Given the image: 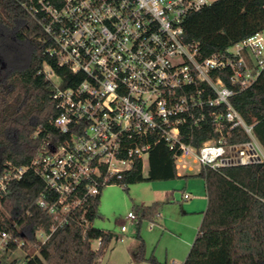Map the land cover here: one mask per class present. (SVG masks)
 I'll return each instance as SVG.
<instances>
[{
    "label": "built area",
    "instance_id": "2783aa9c",
    "mask_svg": "<svg viewBox=\"0 0 264 264\" xmlns=\"http://www.w3.org/2000/svg\"><path fill=\"white\" fill-rule=\"evenodd\" d=\"M205 5L206 0H33L26 6L44 32L45 53L70 73L71 83L43 63L57 111L49 119L55 132L41 126L34 133L39 146L28 165L7 163L0 174V210L12 182L35 173L44 183L37 203L56 221L51 232L36 231L45 242L89 197L122 180L137 160L148 159L153 145L164 143L176 166L190 171L194 165L264 162L253 125L231 101L264 70L263 32L203 57L184 35L187 17ZM203 125L218 136L196 146L192 131ZM238 127L249 140L227 142ZM127 218L135 222L138 215L129 212ZM9 237L0 233V244Z\"/></svg>",
    "mask_w": 264,
    "mask_h": 264
},
{
    "label": "trees",
    "instance_id": "16d2710c",
    "mask_svg": "<svg viewBox=\"0 0 264 264\" xmlns=\"http://www.w3.org/2000/svg\"><path fill=\"white\" fill-rule=\"evenodd\" d=\"M33 0H0V174L11 163L16 167L28 165L39 146L34 133L43 126L55 132L49 119L57 114L52 101V88L41 69L51 64L70 84V73L58 66L56 59L45 53L44 32L26 6ZM264 31V0H214L191 13L185 21L186 42H196L200 53L209 56L257 32ZM22 42L27 47L28 61L24 68L3 72V42ZM68 78V79H67ZM232 105L248 125L264 150V70L247 90L232 97ZM196 146L217 137L209 125L192 131ZM249 140L242 127L231 130L229 143ZM148 174L143 161L137 160L132 171L119 182L173 180L178 177L174 153L164 143L153 145L148 157ZM205 180L207 207L188 256L182 264H264V162L226 166L213 169L201 167L196 174ZM44 183L32 171L12 182L2 197L0 233L10 234L4 244L0 264H99L109 247L111 230L94 226L101 218V194L89 197L84 206L68 215V222L56 228L42 242L36 231L51 232L56 223L38 205ZM138 225L143 220L154 221L160 215L163 202L135 205ZM133 258L148 264L160 262L152 253L145 254L141 237ZM99 241L97 248L93 243ZM21 242L23 244L20 246ZM35 252L31 253V247ZM19 248L26 252L21 258L6 260Z\"/></svg>",
    "mask_w": 264,
    "mask_h": 264
},
{
    "label": "rangeland",
    "instance_id": "374dc122",
    "mask_svg": "<svg viewBox=\"0 0 264 264\" xmlns=\"http://www.w3.org/2000/svg\"><path fill=\"white\" fill-rule=\"evenodd\" d=\"M214 0H206V4H211ZM264 36V31H263ZM3 72H11L17 69H22L26 66L28 61L27 47L22 42H3ZM197 168V166H195ZM149 164L148 159L144 160L143 172L145 175L148 174ZM187 170L181 169L180 172L185 174ZM192 177H178L172 180H160V181H143L134 184H128L127 190L119 182H114L107 185L101 193L100 212L102 213L101 218H96L94 226L100 229H108L113 232V242L109 248V252L105 257L102 264H124L127 262V255L130 254V250L136 248L140 244V239L132 234H128L130 237H124L123 241L116 240V235L121 229L122 225H125L129 230L132 231L134 227L131 223H135L127 218L129 212H136L135 205L140 203L151 204L153 201L161 198L167 201L168 197L165 196L164 187L175 185L182 188V185L189 181ZM168 203V202H167ZM184 204V201L182 202ZM179 207V203L171 200L170 204ZM167 215L170 213H166ZM150 222L143 221L140 226L141 239L144 241L145 254L149 256L154 252V255L158 257V260L162 263L165 262L166 248L172 250L175 244V238L165 234L162 237L161 232L154 229V232L149 230ZM149 231V232H148ZM160 232V233H159ZM150 235V237H147ZM154 237H151L153 235ZM170 234V233H168ZM36 235V234H35ZM37 237V236H36ZM1 242V241H0ZM95 248V247H94ZM139 248H137L138 250ZM31 253L35 252V248L32 246ZM4 255V244H0V257ZM6 260L9 262L14 258H23L26 252L19 248L13 254H5ZM178 264V262L176 263Z\"/></svg>",
    "mask_w": 264,
    "mask_h": 264
},
{
    "label": "crops",
    "instance_id": "0c3cea01",
    "mask_svg": "<svg viewBox=\"0 0 264 264\" xmlns=\"http://www.w3.org/2000/svg\"><path fill=\"white\" fill-rule=\"evenodd\" d=\"M143 166H144V162H143ZM195 166L197 165H194V170L192 171L181 166L179 167L176 166L179 176L186 178L192 177V178H190L189 181H186V183L182 185L181 189L175 185L164 187L163 190L165 196L168 197V200L165 201L162 200L161 198H158V200L152 202V203L163 202V208L160 215H158V217L154 221L143 220L150 222L149 225L150 232H154V229L158 228L157 230L161 232L162 237H164V235L167 234L170 237L175 238L174 240L176 245H174L173 249L169 250V247L166 248L165 262H167L168 264H176L177 262L178 264H182L185 261L193 245V242L199 233V228L203 219L204 211L206 210L207 207L208 200H207L205 180L202 177L196 175L201 168H199L198 166L197 168H195ZM181 169L187 170L186 173L185 174L181 173L180 172ZM185 194H189V197L185 198L184 196ZM172 199L179 203V207L176 206L174 208L173 207L174 205H168L169 207H166L167 204H170ZM183 201L184 204L182 203ZM138 205H148V204L140 203ZM166 213H170V214L167 215ZM141 224L138 225L136 221L135 223H131V225L134 227L132 231L129 230V227L125 231H122V229H120V231L116 235V240L123 241L125 239L124 237H130L128 234H126L127 232L129 234H132V236L141 237L142 236L140 233ZM152 234L153 235H151V237H154V233ZM147 237H150L148 233H147ZM112 242L113 239L109 247L107 248L105 254L99 260V264H102L105 257L107 256ZM98 245H99V241H95L93 243V246L95 248H97ZM139 246L140 244H138L136 248L130 250V254L128 253L127 255V262L124 264H148L147 262H137L134 260L133 256L137 251V248H139ZM156 258L158 260L157 255Z\"/></svg>",
    "mask_w": 264,
    "mask_h": 264
}]
</instances>
